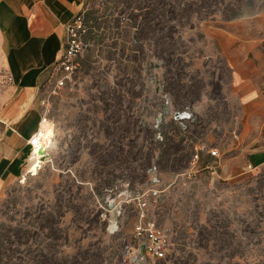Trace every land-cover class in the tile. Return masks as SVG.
<instances>
[{
  "label": "rangeland",
  "instance_id": "374dc122",
  "mask_svg": "<svg viewBox=\"0 0 264 264\" xmlns=\"http://www.w3.org/2000/svg\"><path fill=\"white\" fill-rule=\"evenodd\" d=\"M94 1L102 30L87 23L50 99L48 141L0 190V264H124L139 196L172 250L131 264H264V165L248 161L264 103L243 99L264 79V0Z\"/></svg>",
  "mask_w": 264,
  "mask_h": 264
},
{
  "label": "crops",
  "instance_id": "0c3cea01",
  "mask_svg": "<svg viewBox=\"0 0 264 264\" xmlns=\"http://www.w3.org/2000/svg\"><path fill=\"white\" fill-rule=\"evenodd\" d=\"M95 3L0 0V50L15 78L14 86L0 90V190L26 174L33 154L28 141L43 128V88L64 51L65 25L83 13L93 29L102 30L100 19L93 14L94 8H99ZM263 94L264 79L243 89L246 102L258 98L264 103ZM203 161L214 163L215 159L209 156ZM248 161L254 166L264 165V145L253 150Z\"/></svg>",
  "mask_w": 264,
  "mask_h": 264
},
{
  "label": "built area",
  "instance_id": "2783aa9c",
  "mask_svg": "<svg viewBox=\"0 0 264 264\" xmlns=\"http://www.w3.org/2000/svg\"><path fill=\"white\" fill-rule=\"evenodd\" d=\"M89 33V26L86 22L85 15L80 13L75 16L72 21L65 25L64 51L59 61L53 67V73L46 82L43 88V99L41 105L44 109V121L47 120L49 113L50 99L59 94L63 89L73 81L80 67V57L88 47L86 37ZM14 75L6 63L5 55L0 50V90L7 91L14 86ZM193 117L190 110L173 113L172 120L175 122H187ZM29 145L32 148V153L36 148H41V133L40 129L29 139ZM206 147L197 145L192 157L191 165L198 166L201 162ZM210 157L215 159L214 163H204L201 166L203 169H215L217 159L220 158V152L217 148L207 149ZM45 156V155H44ZM193 170V168H192ZM156 169H150L149 173L154 176L153 181L156 183ZM138 211V221L133 227L130 240L123 256L124 264H131L136 261H162L165 260L171 253L172 242L169 232L157 224L156 221L148 218V204L143 196L135 198Z\"/></svg>",
  "mask_w": 264,
  "mask_h": 264
},
{
  "label": "bare ground",
  "instance_id": "6f19581e",
  "mask_svg": "<svg viewBox=\"0 0 264 264\" xmlns=\"http://www.w3.org/2000/svg\"><path fill=\"white\" fill-rule=\"evenodd\" d=\"M45 125V122L43 123V126ZM47 126V125H46ZM44 128V127H43ZM42 127L40 128V133H41V140H42V143H41V148H36V151H39L41 150L45 143L48 141V137L46 136V130H44ZM49 128V127H48Z\"/></svg>",
  "mask_w": 264,
  "mask_h": 264
}]
</instances>
